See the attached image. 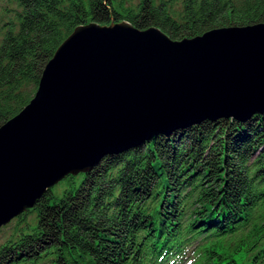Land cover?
Listing matches in <instances>:
<instances>
[{
    "label": "trees",
    "instance_id": "trees-1",
    "mask_svg": "<svg viewBox=\"0 0 264 264\" xmlns=\"http://www.w3.org/2000/svg\"><path fill=\"white\" fill-rule=\"evenodd\" d=\"M0 126L83 24L129 21L173 39L264 22V0H8ZM14 219L0 264H264V113L204 120L106 155ZM2 228H0L1 231Z\"/></svg>",
    "mask_w": 264,
    "mask_h": 264
},
{
    "label": "water",
    "instance_id": "water-1",
    "mask_svg": "<svg viewBox=\"0 0 264 264\" xmlns=\"http://www.w3.org/2000/svg\"><path fill=\"white\" fill-rule=\"evenodd\" d=\"M264 113V22L173 39L129 21L76 27L0 126V228L68 175L204 120Z\"/></svg>",
    "mask_w": 264,
    "mask_h": 264
},
{
    "label": "rangeland",
    "instance_id": "rangeland-1",
    "mask_svg": "<svg viewBox=\"0 0 264 264\" xmlns=\"http://www.w3.org/2000/svg\"><path fill=\"white\" fill-rule=\"evenodd\" d=\"M17 5L13 2H9L8 0H0V43L3 38V34L5 32L4 23L6 20L15 19V11L17 9ZM64 183V179L61 180L57 185H54L52 189L54 191H58L61 189ZM15 219V218H14ZM11 220L7 225L1 227L0 231V242L4 241L6 236L10 234L11 230L15 226V221ZM194 253H191V250L187 252L185 259L182 260L181 263L178 264H198L200 262Z\"/></svg>",
    "mask_w": 264,
    "mask_h": 264
}]
</instances>
